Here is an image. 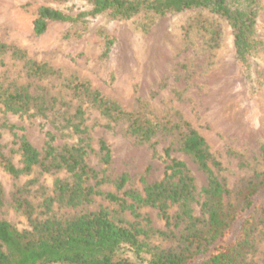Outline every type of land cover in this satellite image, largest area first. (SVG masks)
<instances>
[{"label": "trees", "instance_id": "1", "mask_svg": "<svg viewBox=\"0 0 264 264\" xmlns=\"http://www.w3.org/2000/svg\"><path fill=\"white\" fill-rule=\"evenodd\" d=\"M83 1L90 9L76 15L39 5L32 22L34 33H42L50 20L76 22L84 21V16L100 14L122 20L140 13L160 16L189 8H207L230 24L235 58L242 67L251 66L258 44L254 36L256 0H243L241 7L233 6V0ZM219 40L220 28L216 26L211 29L210 42L216 45ZM111 42L106 40L108 45ZM6 52L21 61L25 75L30 78H60L61 86L76 103L68 104L44 89L32 92L28 84L0 82V112L41 118L51 115L77 140L54 145L53 135L48 132L50 139L38 149L22 135L17 148L20 166L2 151L0 142V166L13 177L29 174L36 168L46 174L63 171L70 177L55 178L52 193L43 196L38 204L27 196V184L16 187L11 205L25 217L27 227L19 229L9 220L0 219V264H264V259L255 257L264 241V170H255L236 186L229 187L217 174L221 162L204 136L188 121L179 119L168 125L169 120L149 114L143 105L126 110L92 87L88 80L75 74L65 75L61 69L33 59L25 49L0 41V55ZM88 109L97 111L108 125L126 121L125 132L141 144H152L161 131L174 132L178 149L205 175L206 184L197 192L186 164L171 158L168 149L169 161L163 176L145 182L142 191L126 187V173L108 178L87 161L92 149L87 136ZM1 127L12 129L15 125L2 122ZM262 150L264 156V145ZM99 154L108 164L110 151L104 141H99ZM105 182H111L120 194L98 187ZM94 195L104 197L113 206L58 213L61 209L83 207L92 202ZM4 204L0 183V207ZM194 204H199L198 213ZM144 206L157 210L164 228L154 227L139 212ZM172 208L174 211L170 212ZM127 211L134 219L125 215Z\"/></svg>", "mask_w": 264, "mask_h": 264}, {"label": "rangeland", "instance_id": "2", "mask_svg": "<svg viewBox=\"0 0 264 264\" xmlns=\"http://www.w3.org/2000/svg\"><path fill=\"white\" fill-rule=\"evenodd\" d=\"M243 0H233L241 7ZM39 5H47L69 15L87 11L83 0H0V41L21 47L33 59L59 68L65 74H75L88 80L105 96L117 101L126 110L139 105L149 114L169 120L184 119L206 139L209 149L221 162L217 174L229 187H234L253 171L264 170V0L254 7L255 39L258 44L251 57V66L244 68L235 58L230 24L207 8H189L165 15L140 13L130 19H112L105 14L84 16V21L50 20L40 34L33 31V19ZM220 28V40L210 42L211 29ZM111 43L106 44V40ZM61 79H33L25 75L20 60L9 52L0 55V82L28 84L29 89H44L62 101L75 105L76 99L61 86ZM47 89V90H46ZM73 107V106H72ZM89 140L87 161L102 170L110 179L126 173V187L142 191L145 182L159 180L165 164L171 158L182 160L194 178L196 191L206 184L205 175L177 147L174 132L161 131L152 144L138 143L125 132L127 122L110 123L97 111L86 113ZM53 117H27L0 112L2 151L20 166L17 150L19 138L25 136L41 149L53 135L51 143L61 145L77 139ZM99 141L110 151L105 164L100 159ZM55 178H67L63 171L13 177L0 166V183L5 204L0 207V219H7L17 228L27 227L25 217L11 205L12 192L27 184V196L38 204L52 193ZM33 179V182L29 180ZM104 191L120 194L111 182L99 185ZM200 200L201 195H198ZM112 207L107 199L94 195L91 203L78 208L58 210L74 213ZM199 212V204H194ZM41 208H37L40 210ZM172 208L170 212H173ZM139 212L151 225L164 228V221L153 207L144 206ZM125 215L134 219L127 211ZM165 245V242H161ZM256 258L264 259V241Z\"/></svg>", "mask_w": 264, "mask_h": 264}]
</instances>
